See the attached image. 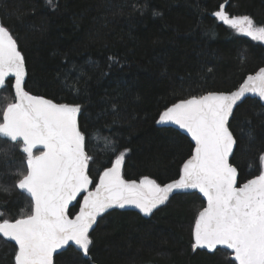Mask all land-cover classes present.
Wrapping results in <instances>:
<instances>
[{
	"label": "trees",
	"instance_id": "trees-1",
	"mask_svg": "<svg viewBox=\"0 0 264 264\" xmlns=\"http://www.w3.org/2000/svg\"><path fill=\"white\" fill-rule=\"evenodd\" d=\"M53 2L55 10L46 0H0V23L25 57V90L81 106L78 123L93 158L90 189L115 158L96 134L116 142L115 154L130 150L122 169L126 180L149 176L163 185L178 179L194 144L186 133L158 126L159 113L191 96L234 91L264 67V43L211 15L224 3L229 15H249L264 26V0ZM12 82L0 90V117L13 102ZM229 127L237 141L230 162L238 169L240 185L259 174L264 106L244 99ZM23 158L0 138V185L8 188L0 191V219L14 220L31 211L30 197L14 187L18 177L13 173L23 170ZM203 207L192 193L173 195L148 217L133 209L108 210L90 231L88 258L69 245L54 254V264H230L231 254L224 250H192V225ZM78 211L79 201L69 208L70 217ZM13 257L14 243L0 237V264H13Z\"/></svg>",
	"mask_w": 264,
	"mask_h": 264
},
{
	"label": "snow or ice",
	"instance_id": "snow-or-ice-1",
	"mask_svg": "<svg viewBox=\"0 0 264 264\" xmlns=\"http://www.w3.org/2000/svg\"><path fill=\"white\" fill-rule=\"evenodd\" d=\"M46 3L55 10L53 0ZM132 7L139 10L135 3ZM211 15L236 33L264 43V26L249 15H229L224 3ZM9 77H14V99L0 117V138L23 154V170L13 173L18 177L14 187L30 197L31 208L14 220L0 219V237L14 242L13 264H54V253L69 245L88 257L90 231L109 209L132 207L148 217L174 192L190 190L206 201L192 225V250L214 252L219 247L230 250V264H264V152L258 156L259 174L237 186L238 169L230 162L237 141L229 127L234 109L247 95L264 101V67L234 91L191 96L159 113L158 125L177 126L195 145L179 178L169 183L161 185L149 176L126 180L122 169L130 150L115 154L116 142L96 134L115 158L99 173L94 189L89 175L93 158L86 151L89 138L78 123L81 106L55 103L25 90V57L0 23V90L9 86ZM0 191L8 188L0 185ZM81 194L79 211L70 217L69 206Z\"/></svg>",
	"mask_w": 264,
	"mask_h": 264
},
{
	"label": "water",
	"instance_id": "water-1",
	"mask_svg": "<svg viewBox=\"0 0 264 264\" xmlns=\"http://www.w3.org/2000/svg\"><path fill=\"white\" fill-rule=\"evenodd\" d=\"M11 78H13V82H14V77H11ZM244 82V81H243ZM13 91V90H12ZM13 95H14V91H13ZM246 98H252V99H256V100H258L263 106H264V101H260L259 100V98L258 97H255V96H252V95H247L244 99H246ZM243 99V100H244ZM241 103V102H240ZM186 133V132H185ZM186 135L190 138V140H191V137L186 133ZM192 141V140H191ZM192 143L194 144V142L192 141ZM195 146V145H194ZM235 150V149H234ZM232 157V156H231ZM231 157H230V160H231ZM237 186H239V185H237ZM192 193H196V194H198L199 196H200V198H201V200L204 202V206H206V201H205V199L203 198V196H202V194H200L198 191H196V190H190L189 192H174L171 196H170V198L173 196V195H176V194H192ZM83 195L84 194H81L80 196H78L77 197V201H82L83 200ZM169 198V199H170ZM77 201H73V204L72 205H70L69 206V208L71 207V206H73ZM113 209H115V208H113ZM117 209V208H116ZM109 210H111V209H109ZM74 217V216H73ZM95 226L96 225H94V227H93V229L95 228ZM224 250V251H226V252H228V253H230L231 254V252H230V250H225V249H223V248H219L218 247V249L217 250ZM200 251H203V252H205V253H208V254H211V253H213V252H209L207 249H199ZM216 250V251H217ZM215 252V251H214ZM85 258H88V257H85ZM230 260H231V257H230Z\"/></svg>",
	"mask_w": 264,
	"mask_h": 264
},
{
	"label": "rangeland",
	"instance_id": "rangeland-1",
	"mask_svg": "<svg viewBox=\"0 0 264 264\" xmlns=\"http://www.w3.org/2000/svg\"><path fill=\"white\" fill-rule=\"evenodd\" d=\"M234 31V30H233ZM235 32V31H234ZM158 125V124H157ZM158 126H170V127H174V128H176V129H178V130H180L181 132H184L183 130H181V129H179L177 126H174V125H158ZM118 209H120V208H118ZM123 209H133V210H136V211H138L137 209H134V208H132V207H126V208H123ZM123 209H120V210H123ZM139 212V211H138ZM142 215V214H141ZM74 246V245H73ZM75 247V246H74ZM60 251H62V250H60ZM54 254H56V253H54Z\"/></svg>",
	"mask_w": 264,
	"mask_h": 264
},
{
	"label": "flooded vegetation",
	"instance_id": "flooded-vegetation-1",
	"mask_svg": "<svg viewBox=\"0 0 264 264\" xmlns=\"http://www.w3.org/2000/svg\"><path fill=\"white\" fill-rule=\"evenodd\" d=\"M8 79H12V81H13V78H11V77H9Z\"/></svg>",
	"mask_w": 264,
	"mask_h": 264
}]
</instances>
